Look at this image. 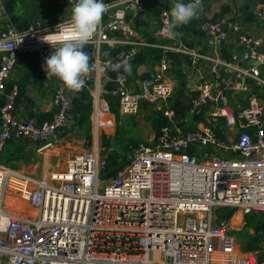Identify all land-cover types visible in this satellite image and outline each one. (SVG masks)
Here are the masks:
<instances>
[{
	"label": "built area",
	"instance_id": "built-area-1",
	"mask_svg": "<svg viewBox=\"0 0 264 264\" xmlns=\"http://www.w3.org/2000/svg\"><path fill=\"white\" fill-rule=\"evenodd\" d=\"M51 2L62 11L54 24L36 20L25 30L10 24L0 29V153L9 141L25 140L45 155L61 144L71 123L74 92L45 71V60L59 44L52 48L41 38H68L58 25L70 22L77 0ZM103 2L108 10L85 45L90 65L95 64L82 89L90 95L92 134L82 138L83 150L65 168L41 176L0 162V264H264V239L261 250L241 255L231 217L218 213L223 208L264 212V38L245 31L237 20L205 21L200 29L209 49L197 51L168 38L169 0ZM154 6L160 9L158 21L145 35L134 21ZM5 13L0 0V21ZM253 16L264 25V0ZM231 32L245 48L225 55ZM147 46L161 50L148 74L116 70ZM171 52L188 55L201 75L182 119L172 106ZM21 55L36 57V73L51 90L53 114L42 122L18 113L17 84L6 91ZM108 94L121 116L137 115L149 104L169 123L151 140L132 145L122 165L104 178L108 151L102 138L116 125ZM197 115L202 120L193 122L190 116ZM11 194L37 213L9 210Z\"/></svg>",
	"mask_w": 264,
	"mask_h": 264
},
{
	"label": "crops",
	"instance_id": "crops-1",
	"mask_svg": "<svg viewBox=\"0 0 264 264\" xmlns=\"http://www.w3.org/2000/svg\"><path fill=\"white\" fill-rule=\"evenodd\" d=\"M153 1H158V0H153ZM260 1L261 0H206L200 4L201 7L199 9L198 18H194L188 24L180 26L175 29V31L179 33V35L175 38V40L177 43L182 42L188 45L190 48L195 49L197 51H208L209 46L207 45L206 42V35L200 29V25L205 21H217V20H224L227 22L233 20L240 21L245 31H248L250 33H253L257 36H261L264 38V25L259 19L253 16V9L258 5ZM4 2L6 5V13L4 15V21H0V29L3 28L6 24H10L17 30H25L36 20H41L44 23L51 25L62 19L61 9L59 7L57 8L51 2V0H4ZM46 3H49L51 5V8H55L56 12L53 13L54 16L51 14L52 11L51 8L46 7ZM169 3L171 10L175 2L173 1L171 2V0H169ZM159 10L160 9L158 7L154 6L142 18L134 21L135 26L139 28L140 31L145 35H150L154 30V20L158 21ZM235 36H236L235 33L231 32L229 42L223 45V52L225 53V55H229L230 51L233 50L239 51L245 48L243 45L237 44V42L235 41ZM83 50L89 53V47H84ZM173 53L175 52L170 53L172 66L176 65V67H179L180 70H182L181 72L186 74L185 78H187L188 74L191 75V78H197L196 85L198 91V87L201 82L200 79L201 75L198 67L192 65L190 57L186 54L175 53L178 55L180 62L174 61ZM160 55H161L160 48L150 47V46L142 48L140 53L130 63L132 66L130 75L142 76L148 74V72L152 69L154 63H156L157 60L159 59ZM250 61L251 59L248 62ZM36 64H37V60L34 55H29V56L21 55L18 59V63L16 67L12 71V74L7 84L6 91L9 92L13 87V85L15 84L19 86L20 84L23 83L25 88H23V92H19L18 95L19 97L17 98L16 101V109L18 113L22 115L24 118L34 119L40 122L42 120L49 119L52 116L53 105L51 101L52 98L51 90L49 87H45L43 78L40 75H38V73H36ZM260 71H261V75L264 76V65L260 66ZM115 74L116 71L114 70L109 71L110 76H115ZM186 88L189 90L187 84H186ZM250 89L251 91L256 90L255 86L251 84V82H250ZM86 93L87 92L83 90L72 93V98L74 103L72 106V110L70 112V116H71V120L74 119V121L73 122L71 121L70 125H72L75 122V116L78 115L81 106H83V103L85 102L87 95ZM245 94H250V92H246ZM113 113L116 114V119H118V117L120 118V117L129 116V115H125V116L119 115L118 110L117 113L116 111L113 110ZM137 115H130V116L132 117ZM203 123L206 122L204 121ZM79 134H81V132H79ZM91 134H92V119H91ZM81 136L83 135H80V137ZM64 141L65 140H63L57 148H53L51 151L54 152L55 150L60 149L61 147L62 149H66L64 145ZM80 141L82 142V139ZM80 141H78V143H75V145L69 148L72 150L71 156L74 153L83 150ZM18 143L20 145H23V150H24L23 152L27 153L26 157H28V159L30 160L33 159L44 160V158L47 156V153L45 155L36 153L34 151V147H33L34 145L28 144V142L25 140L9 141L3 153L8 149H12L11 152H14V148L19 146L17 145ZM21 152L19 153V155L22 154ZM22 156L24 157L23 154ZM12 163L13 164L16 163L15 166L20 170H23L24 172L27 173L30 172L31 174L34 175L38 174L36 169L29 171L26 170L25 168L23 169L20 168L24 163V160L21 159V157L14 158ZM43 171L44 169L42 170V172ZM239 225H241V223L231 226L234 233H235L234 229H237ZM238 252L241 255L249 254L248 252L241 250V248Z\"/></svg>",
	"mask_w": 264,
	"mask_h": 264
},
{
	"label": "clouds",
	"instance_id": "clouds-1",
	"mask_svg": "<svg viewBox=\"0 0 264 264\" xmlns=\"http://www.w3.org/2000/svg\"><path fill=\"white\" fill-rule=\"evenodd\" d=\"M200 7V0L187 4L177 0L170 10V20L167 24L168 38H176L179 35L175 31L176 28L198 18ZM107 10L108 6L103 0H77L72 5L70 22L58 25L64 33L68 34V38L57 37L56 41H50L46 39V36L41 38L52 48L59 44L55 53L45 60L47 77L59 78L64 86L73 92H79L85 87V78L95 69V64L90 65L92 58L83 49L97 32L103 14ZM120 67H123L125 73L131 74L132 66L128 60L117 65L116 70Z\"/></svg>",
	"mask_w": 264,
	"mask_h": 264
},
{
	"label": "rangeland",
	"instance_id": "rangeland-1",
	"mask_svg": "<svg viewBox=\"0 0 264 264\" xmlns=\"http://www.w3.org/2000/svg\"><path fill=\"white\" fill-rule=\"evenodd\" d=\"M46 7L51 8V5L49 3H46ZM51 10H52L51 14L53 15V13L56 12L55 8H51ZM181 71L182 70H180L179 67H176V65L172 66L170 70V76L176 81V91L178 90L177 88H180V90L184 88L182 87L183 84L185 85L187 84L189 88V90H187L188 93L196 92L197 91V85H196L197 78H191L190 74H188L187 78H185L186 74ZM18 97L19 96H17V98ZM145 113H147V110L142 109L138 113L137 116L120 117L116 119V125L114 127L106 129V131L109 133L110 136L108 138H102V146L106 147V151H108V153L117 154L119 158L123 159L124 155L127 153V151H129L130 147L134 145L133 142L139 143L141 141H149L154 137L156 133L155 128L152 126L149 119L148 118L146 119ZM70 121L73 122L74 119ZM82 133L79 134V131L73 124L72 125L68 124L66 128L64 129V134H63V138L65 140L64 145L66 149H62L61 147L60 149H57L54 152L49 151L47 153V156L44 158V160H41V159L30 160L28 159V157H26L27 153L23 152L24 151L23 145H19L16 148H14V152H11L12 149H8L7 151H5L4 155L0 159V162L3 164L9 165L11 164L14 158L21 157V159L24 160V163L22 164L20 168L22 169L25 168L26 170H29V171L36 169V171L38 172V174H36L37 176L38 175L41 176L43 172L48 173L49 170H52L54 168L63 169L67 165L69 158L72 154L71 153L72 150L69 148L75 145V143H78V141H80L86 135V134L83 135ZM80 135H83V136L80 137ZM20 152L24 155V157L22 156V154L19 155ZM43 169L44 171L42 172ZM12 196L13 195L11 194L7 198V204L9 208L12 209L11 211L23 205V200L19 196L17 198H13ZM11 202H13V204ZM26 206L28 207L27 210L29 213L30 212L29 209L32 207L27 204ZM239 211H240L239 209H236L235 213L231 217V223L233 226L241 223V225H239L237 229H234V231H235V234L237 235L238 247L239 249L241 248V250H243L241 236L244 235L243 234L244 232H249L250 234H253V233L251 232L250 229H248L245 226L247 224V221H246L247 214H244L241 211L240 212ZM255 212H261V211H255ZM261 249H262V244H261L260 249H258L257 251Z\"/></svg>",
	"mask_w": 264,
	"mask_h": 264
},
{
	"label": "trees",
	"instance_id": "trees-1",
	"mask_svg": "<svg viewBox=\"0 0 264 264\" xmlns=\"http://www.w3.org/2000/svg\"><path fill=\"white\" fill-rule=\"evenodd\" d=\"M173 58L174 61H179V57L177 54L173 53ZM188 60V59H187ZM182 88L180 90V88H177L178 90L175 92L174 97H173V101H172V106L175 108V111L177 112V118L182 119L188 116V109L191 105L192 99L193 97H195L197 95V92H191L188 93L187 92V88L186 85L183 84ZM23 88H25V86L22 84L19 85V92H23ZM86 99L85 102L83 103V106H81L78 115L75 116V122H74V126L77 128V130L79 132L82 133L83 131V135H87L90 136L91 134V111H92V107H91V101H90V95L88 93H86ZM230 94V93H229ZM230 99H231V104L235 106L234 102H233V98L231 96V94L229 95ZM239 98V101L243 104H246L247 101L241 99V94L237 95ZM262 96H264L262 94ZM108 99L111 101L112 103V109L114 111H116L117 113V103L115 101V98H113L111 95H107ZM142 109H146L147 113H145L146 119L148 118L150 123L152 124V126L155 128V132L158 133L160 128L164 125L169 123L168 119L162 115H160L156 110H154L152 108V106H150L149 104H146ZM149 114V115H148ZM133 117V116H132ZM119 118V117H118ZM191 120L193 122L202 120V118L200 116H190ZM43 121V120H42ZM40 121V122H42ZM85 135V136H86ZM138 143V142H137ZM135 142H133V144H137ZM17 145H20L19 143ZM5 153V152H4ZM4 153H0V159L1 157L4 155ZM125 156V155H124ZM16 158H20V157H16ZM12 160V159H11ZM123 163V159L119 158V156L117 154H112V153H108L107 154V164H106V168L103 171V177L104 178H108L111 177L115 171L117 170V168L119 166H121ZM10 165H14L12 162ZM236 209L235 208H223V209H219L218 213L221 216L230 218L233 216V214L235 213ZM258 213V214H256ZM246 221L247 224L245 225L248 229L252 230L253 234H250L249 232H244L241 236V242H242V249L245 252H255L258 249H260L261 247V242L262 239L264 237V212H252L246 215Z\"/></svg>",
	"mask_w": 264,
	"mask_h": 264
},
{
	"label": "bare ground",
	"instance_id": "bare-ground-1",
	"mask_svg": "<svg viewBox=\"0 0 264 264\" xmlns=\"http://www.w3.org/2000/svg\"><path fill=\"white\" fill-rule=\"evenodd\" d=\"M13 196V198H17L18 196L17 195H14V194H12ZM8 198V197H7ZM7 198H6V204H7ZM12 204H13V202H11ZM14 205H15V203H14ZM7 206H8V204H7ZM14 207H16V206H14ZM27 206H26V203L23 201V205L21 206V207H19V208H15V209H13V211H19V212H25V214L26 215H29V214H31V215H35L36 213H37V211H36V209H34V208H30L29 210H30V212L28 213L27 212ZM8 209L9 210H12V209H10L9 208V206H8Z\"/></svg>",
	"mask_w": 264,
	"mask_h": 264
},
{
	"label": "water",
	"instance_id": "water-1",
	"mask_svg": "<svg viewBox=\"0 0 264 264\" xmlns=\"http://www.w3.org/2000/svg\"><path fill=\"white\" fill-rule=\"evenodd\" d=\"M250 63H252V64H257V61H250Z\"/></svg>",
	"mask_w": 264,
	"mask_h": 264
}]
</instances>
